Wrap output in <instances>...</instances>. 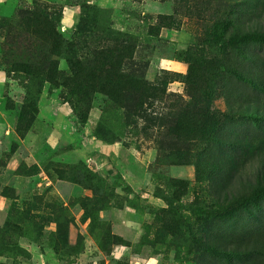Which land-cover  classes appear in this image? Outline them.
<instances>
[{
	"label": "rangeland",
	"instance_id": "obj_1",
	"mask_svg": "<svg viewBox=\"0 0 264 264\" xmlns=\"http://www.w3.org/2000/svg\"><path fill=\"white\" fill-rule=\"evenodd\" d=\"M250 32L264 0L3 6L0 264H264Z\"/></svg>",
	"mask_w": 264,
	"mask_h": 264
},
{
	"label": "crops",
	"instance_id": "obj_2",
	"mask_svg": "<svg viewBox=\"0 0 264 264\" xmlns=\"http://www.w3.org/2000/svg\"><path fill=\"white\" fill-rule=\"evenodd\" d=\"M12 1L13 3L16 2V0H0V9L6 4L11 3ZM10 136H13V126L10 123L7 124L6 121L1 120L0 118V146L3 143L2 140L10 138Z\"/></svg>",
	"mask_w": 264,
	"mask_h": 264
},
{
	"label": "trees",
	"instance_id": "obj_3",
	"mask_svg": "<svg viewBox=\"0 0 264 264\" xmlns=\"http://www.w3.org/2000/svg\"><path fill=\"white\" fill-rule=\"evenodd\" d=\"M246 37L252 38V39H258V40H264V34L259 33V32H250V33L246 34ZM20 121H22V120H20ZM17 129H18L20 134L21 133L23 134L24 132L27 131L28 128H23L22 129V127L19 125ZM263 193H264V190H263Z\"/></svg>",
	"mask_w": 264,
	"mask_h": 264
}]
</instances>
